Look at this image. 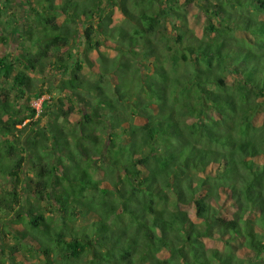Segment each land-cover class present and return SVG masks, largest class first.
Segmentation results:
<instances>
[{
  "label": "trees",
  "instance_id": "trees-1",
  "mask_svg": "<svg viewBox=\"0 0 264 264\" xmlns=\"http://www.w3.org/2000/svg\"><path fill=\"white\" fill-rule=\"evenodd\" d=\"M16 2L0 0L2 45L22 29L0 51V220L16 240L0 264H30L32 246L44 264L264 259V0Z\"/></svg>",
  "mask_w": 264,
  "mask_h": 264
},
{
  "label": "rangeland",
  "instance_id": "rangeland-1",
  "mask_svg": "<svg viewBox=\"0 0 264 264\" xmlns=\"http://www.w3.org/2000/svg\"><path fill=\"white\" fill-rule=\"evenodd\" d=\"M24 3L26 4V0H17V2L15 4H13V10L18 11L20 13V11H23L26 9V7L24 6ZM19 9V10H18ZM187 9V13L190 15V19H189V26L195 31V33L199 36H202L204 34V30H205V22H204V14L201 11L200 7L194 2L192 4H189L185 7V10ZM105 10H110V7H106ZM118 13V12H117ZM119 16V13H118ZM7 17L5 15H2L0 17V21H5L7 20ZM116 20L119 19L118 17L115 18ZM117 22H120V20H117ZM180 23V21H177ZM22 25V24H21ZM168 27L170 28V32L173 33L172 31V27L169 23H167ZM13 32L10 33V37H11V42H10V47L7 49L4 45H2V43L0 42V51L4 52V51H15L16 48L19 46V44H21L22 42V38H21V33H22V29L19 27L15 28L14 30H12ZM174 34V33H173ZM81 41V39L77 40V44ZM49 70H46V74L47 78H45V80L50 84V90L52 91V95H56L58 90H57V85L60 82L61 78H63V76H59V75H55V74H48ZM44 78V77H43ZM43 80V79H42ZM45 88V87H44ZM50 96V93H46L44 96H42L41 98H32L31 100V105L34 108H37L38 111L41 109V105H42V101L45 98H48ZM69 103V101H68ZM84 107L83 106H76V109L73 113V119L74 118H82L83 117V111ZM28 120H26L27 122ZM16 139V138H14ZM105 158V157H104ZM24 176L27 177V169L26 172L24 173ZM12 186V182L10 180H3L0 182V191H3L4 189H8L11 188ZM47 213H49V215H56V212L54 210L53 207L48 206V208L46 209ZM14 215L12 216H5L3 217L2 220H0V255L2 253V247H8L11 244H13L16 240H15V233H10L7 230V226H10V221L11 219H13ZM40 247L41 246H35V247H30L25 249L22 253H19V255L17 256V259L20 260H25L26 263H32V264H44V260L43 258L46 256L40 251ZM12 262V261H11ZM256 264H264V259L260 260L259 262H257Z\"/></svg>",
  "mask_w": 264,
  "mask_h": 264
}]
</instances>
